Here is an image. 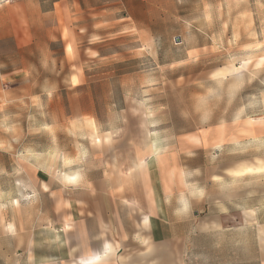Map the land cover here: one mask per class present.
<instances>
[{"label": "rangeland", "instance_id": "rangeland-1", "mask_svg": "<svg viewBox=\"0 0 264 264\" xmlns=\"http://www.w3.org/2000/svg\"><path fill=\"white\" fill-rule=\"evenodd\" d=\"M82 2L0 0V264L74 239L68 201L105 188L64 174L145 178L151 144L201 187L257 166L236 181L233 221H264V0Z\"/></svg>", "mask_w": 264, "mask_h": 264}, {"label": "crops", "instance_id": "crops-1", "mask_svg": "<svg viewBox=\"0 0 264 264\" xmlns=\"http://www.w3.org/2000/svg\"><path fill=\"white\" fill-rule=\"evenodd\" d=\"M37 4V10L46 12L90 8L81 0ZM147 149L135 166L145 178L135 171L99 180L64 174L67 186L82 181L105 189L72 196L68 202L78 215L74 239L57 244L53 260L36 264H264V221L255 212L241 223L233 221L238 215L233 209L236 181L257 172V166H230L231 175L201 187L192 181L187 163L180 164V152L163 154L152 144ZM73 176L76 180L70 182ZM116 187L122 188L119 196L112 194Z\"/></svg>", "mask_w": 264, "mask_h": 264}, {"label": "snow or ice", "instance_id": "snow-or-ice-1", "mask_svg": "<svg viewBox=\"0 0 264 264\" xmlns=\"http://www.w3.org/2000/svg\"><path fill=\"white\" fill-rule=\"evenodd\" d=\"M76 180V177H70V182H74Z\"/></svg>", "mask_w": 264, "mask_h": 264}, {"label": "bare ground", "instance_id": "bare-ground-1", "mask_svg": "<svg viewBox=\"0 0 264 264\" xmlns=\"http://www.w3.org/2000/svg\"><path fill=\"white\" fill-rule=\"evenodd\" d=\"M96 139H97V142H99V138L98 137H96ZM17 204V203H16Z\"/></svg>", "mask_w": 264, "mask_h": 264}]
</instances>
